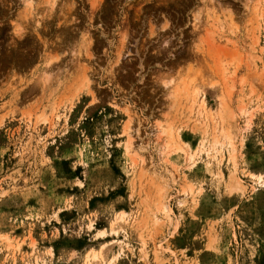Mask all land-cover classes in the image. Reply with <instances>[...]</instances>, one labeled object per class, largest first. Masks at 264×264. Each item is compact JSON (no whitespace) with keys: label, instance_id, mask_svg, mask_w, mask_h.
Returning a JSON list of instances; mask_svg holds the SVG:
<instances>
[{"label":"rangeland","instance_id":"1","mask_svg":"<svg viewBox=\"0 0 264 264\" xmlns=\"http://www.w3.org/2000/svg\"><path fill=\"white\" fill-rule=\"evenodd\" d=\"M51 1L0 0V264H264V0Z\"/></svg>","mask_w":264,"mask_h":264},{"label":"bare ground","instance_id":"2","mask_svg":"<svg viewBox=\"0 0 264 264\" xmlns=\"http://www.w3.org/2000/svg\"><path fill=\"white\" fill-rule=\"evenodd\" d=\"M53 1V0H52ZM51 1V2H52ZM69 1V0H68ZM68 1H65V2H68ZM99 1V0H98ZM92 2H93V0H92ZM89 2V3H91L90 5H92L93 3H95L97 6H98V4H97V2ZM74 3V2H73ZM94 4V5H95ZM67 6H68V4H67ZM93 6V5H92ZM69 7V6H68ZM92 13V12H91ZM64 23H65V21H64ZM70 23V22H69ZM69 25V24H68ZM43 26V25H42ZM66 26V25H65ZM64 27V26H63ZM73 30V29H72ZM15 32H17V31H15ZM65 33V32H64ZM59 34V33H58ZM84 35V34H83ZM63 40H65V38H63ZM88 42H90V41H88ZM85 48H86V45L84 46ZM86 50V49H85ZM87 53V52H86ZM88 54V53H87ZM35 55V54H34ZM46 57V56H45ZM20 58H22V57H20ZM38 58V57H37ZM25 59H27V57H25ZM28 61V60H27ZM31 62V61H30ZM24 64V63H23Z\"/></svg>","mask_w":264,"mask_h":264}]
</instances>
